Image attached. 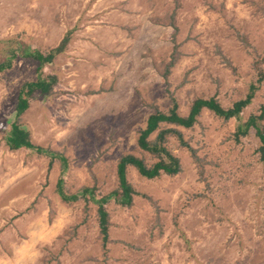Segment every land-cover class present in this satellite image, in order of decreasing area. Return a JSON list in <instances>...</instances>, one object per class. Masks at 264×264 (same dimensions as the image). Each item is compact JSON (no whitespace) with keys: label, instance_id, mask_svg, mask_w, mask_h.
Listing matches in <instances>:
<instances>
[{"label":"rangeland","instance_id":"obj_1","mask_svg":"<svg viewBox=\"0 0 264 264\" xmlns=\"http://www.w3.org/2000/svg\"><path fill=\"white\" fill-rule=\"evenodd\" d=\"M68 30L37 71L26 52L45 53ZM7 47L16 53L0 71V264H264L259 138L254 127L235 136L251 115L264 125V0H0V61ZM51 77L52 93L34 91L16 115L20 86ZM252 82L239 117L203 109L180 128L201 167L172 135L181 172L145 179L129 167L132 204L110 196L118 157L143 155L136 134L156 107L171 96L182 114L196 96L227 107ZM13 122L44 151L10 147ZM60 179L66 194L94 192L65 201ZM108 194L104 241L96 200Z\"/></svg>","mask_w":264,"mask_h":264},{"label":"trees","instance_id":"obj_2","mask_svg":"<svg viewBox=\"0 0 264 264\" xmlns=\"http://www.w3.org/2000/svg\"><path fill=\"white\" fill-rule=\"evenodd\" d=\"M71 31H66L63 38L60 40L57 46L49 49L48 51H34L26 52V56L32 58L35 62L36 70L40 71L41 67L46 63L52 62L54 56L57 53L62 52L69 39ZM176 44L174 47V53L172 54V60L168 64L169 66L176 63L178 60ZM12 53L6 60L0 61V71L9 68L12 64V59L15 57V49L12 47H7L4 50V53ZM54 80L50 83L41 82L40 80L34 81H25L19 88L17 92V100L15 104L16 115H21L28 107L29 101L27 100L34 91H39L41 95H46L52 93V83L55 81V77H51ZM259 81L262 79L259 78ZM257 84L250 83L248 92L246 95L236 101L231 105L225 107L221 102L215 97H202L196 96L192 99L188 111L185 114H182L178 111V102L174 96H171V105L166 109L162 110L156 107L152 113L147 115L144 125L137 131L136 134V144L143 153V155H138L134 152H125L122 153L116 162L115 165V174L117 179V186L111 191L110 196H114L116 200L123 206H129L132 204L133 194L135 189L133 184L128 179V168L133 167L137 174L145 179H152L165 175H176L181 172V161L167 145V139L169 136L175 135L176 138L180 141L183 147H187L188 151L191 153V156L194 162L199 165V159L196 155V151L189 146V144L183 139L182 131L180 128H192L195 123L198 122V118L203 111L207 109L212 112L214 115L222 117L224 120H229L230 118L239 117L242 109L251 102V99L254 96V93L257 89ZM261 119L260 116L251 115L240 127H238L235 134L236 138H239L241 135H245L250 127H254L256 135L259 138V145L257 147V154L259 160L262 164V172L264 175V125L258 126L256 119ZM169 125V126H168ZM12 129L10 136L8 137L9 146L12 148H35L37 151H44L40 146H35L29 136V131L20 123L13 122L11 124ZM154 134V136H152ZM147 154L150 160L147 159ZM59 184V186H58ZM58 192L61 198L65 201L67 200H77L79 196H86L87 194H93V187L83 186L80 189V192L66 194L63 191L62 179L59 180ZM107 196L98 198L97 203V220L100 233L104 241L108 237V211L105 208V203L107 201ZM93 196V195H92ZM94 199V196H93ZM105 245V243L103 242Z\"/></svg>","mask_w":264,"mask_h":264}]
</instances>
